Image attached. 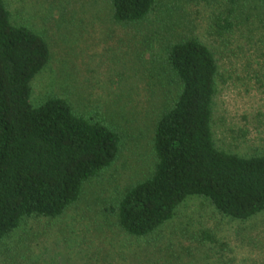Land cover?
I'll list each match as a JSON object with an SVG mask.
<instances>
[{
    "label": "rangeland",
    "instance_id": "374dc122",
    "mask_svg": "<svg viewBox=\"0 0 264 264\" xmlns=\"http://www.w3.org/2000/svg\"><path fill=\"white\" fill-rule=\"evenodd\" d=\"M16 25L51 48L32 81L31 103L66 98L76 113L105 120L121 135L115 162L89 180L56 218L27 217L0 242V264H264V211L240 221L200 196L173 219L136 237L112 212L155 168V127L176 99L167 47L196 38L219 65L213 102L216 145L243 156L264 153V3L260 0H156L146 20L118 23L111 0H5ZM209 231L214 242L202 239Z\"/></svg>",
    "mask_w": 264,
    "mask_h": 264
},
{
    "label": "trees",
    "instance_id": "16d2710c",
    "mask_svg": "<svg viewBox=\"0 0 264 264\" xmlns=\"http://www.w3.org/2000/svg\"><path fill=\"white\" fill-rule=\"evenodd\" d=\"M111 3L116 22L134 24L147 19L156 0ZM50 60L48 41L14 24L0 0V242L27 217L63 215L120 152V133L99 117L76 113L66 98L31 103L32 81ZM167 62L176 77V99L155 127L153 173L113 208L120 227L148 236L173 219L189 196L207 199L232 219L255 217L264 211V153L243 156L216 145L219 65L213 51L190 38L167 47ZM202 239L215 241L209 231Z\"/></svg>",
    "mask_w": 264,
    "mask_h": 264
}]
</instances>
